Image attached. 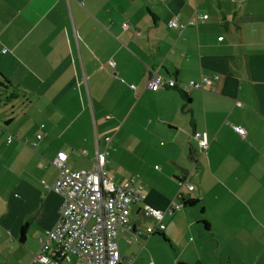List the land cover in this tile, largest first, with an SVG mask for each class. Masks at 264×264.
I'll list each match as a JSON object with an SVG mask.
<instances>
[{
	"label": "crops",
	"instance_id": "0c3cea01",
	"mask_svg": "<svg viewBox=\"0 0 264 264\" xmlns=\"http://www.w3.org/2000/svg\"><path fill=\"white\" fill-rule=\"evenodd\" d=\"M195 13L208 17L167 25ZM152 72L175 86L151 91ZM213 74V90L186 85ZM0 75V264H41L56 152L92 168L105 144L112 181L135 177L165 210L146 233L131 205L117 264H264V0H0Z\"/></svg>",
	"mask_w": 264,
	"mask_h": 264
},
{
	"label": "built area",
	"instance_id": "2783aa9c",
	"mask_svg": "<svg viewBox=\"0 0 264 264\" xmlns=\"http://www.w3.org/2000/svg\"><path fill=\"white\" fill-rule=\"evenodd\" d=\"M207 17V14L195 13L185 22L170 19L167 25L179 31ZM122 26L126 27L127 24L122 23ZM107 64L114 67L115 61L109 59ZM218 78V74L202 75L198 81L190 80L186 85L213 90V82ZM120 80L123 82V79ZM175 84L173 78L152 72L145 86L156 91L174 87ZM129 87L134 88V85L129 84ZM237 104L240 102L237 101ZM42 127L43 124H40L39 128ZM233 129L240 136L245 134V129L240 125H233ZM36 137L39 139L41 134L37 133ZM104 140L107 143L110 137L106 135ZM7 141H10V136ZM207 142L203 133L197 141L200 155L206 154ZM108 155L109 150L105 144L103 149L96 152L91 169L69 167L67 153L63 150L57 151L51 159L58 174L50 189L61 195L62 202L54 226L37 237L38 249L33 255V261L41 264H117L120 255L115 238L118 230L127 225L130 207L137 201L142 202L141 211L150 219L146 233L164 228L161 218L165 210L144 202V186L141 182H136L135 177L131 176L115 184L108 176L104 168ZM178 182L189 191L193 189L192 184L184 180ZM181 206L180 202L174 207L179 209Z\"/></svg>",
	"mask_w": 264,
	"mask_h": 264
},
{
	"label": "trees",
	"instance_id": "16d2710c",
	"mask_svg": "<svg viewBox=\"0 0 264 264\" xmlns=\"http://www.w3.org/2000/svg\"><path fill=\"white\" fill-rule=\"evenodd\" d=\"M9 84H10V82L7 79L2 77V81H0V96H5L7 94V90L6 89L10 87ZM9 95H11V92L9 93ZM179 200L182 203V206L183 205H193V204H195L198 201V200H196L194 198L190 199V198H183V197H180ZM22 236H23V232L21 234V237Z\"/></svg>",
	"mask_w": 264,
	"mask_h": 264
},
{
	"label": "rangeland",
	"instance_id": "374dc122",
	"mask_svg": "<svg viewBox=\"0 0 264 264\" xmlns=\"http://www.w3.org/2000/svg\"><path fill=\"white\" fill-rule=\"evenodd\" d=\"M0 100H1V98H0ZM1 105V104H0ZM2 118V114H0V119ZM93 167V166H92ZM91 169V166L90 165H88V166H84V167H79V168H76V169Z\"/></svg>",
	"mask_w": 264,
	"mask_h": 264
}]
</instances>
